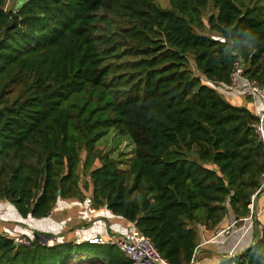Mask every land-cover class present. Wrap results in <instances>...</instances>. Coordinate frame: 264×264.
Masks as SVG:
<instances>
[{
  "label": "trees",
  "instance_id": "16d2710c",
  "mask_svg": "<svg viewBox=\"0 0 264 264\" xmlns=\"http://www.w3.org/2000/svg\"><path fill=\"white\" fill-rule=\"evenodd\" d=\"M169 2L0 0V200L42 218L92 187V205L135 222L168 264H194L202 230L249 216L261 186L259 116L216 87L238 56L264 86V0ZM259 225L218 264H264ZM0 264L133 261L115 244L0 234Z\"/></svg>",
  "mask_w": 264,
  "mask_h": 264
},
{
  "label": "crops",
  "instance_id": "0c3cea01",
  "mask_svg": "<svg viewBox=\"0 0 264 264\" xmlns=\"http://www.w3.org/2000/svg\"><path fill=\"white\" fill-rule=\"evenodd\" d=\"M23 1L9 0V5L18 9ZM218 87L230 102L247 107L256 115H259L260 110L264 108V102L261 98L249 97L245 94L243 90L246 88V81L244 80L241 81L238 91L228 90L225 84H220ZM84 192V199L60 197L49 215L42 218L32 216L25 218L11 202H0V234L15 238L27 234L29 230L31 231L29 235L33 237L34 232H39L55 237V242L74 241L80 243L90 237L110 238L127 231L131 221L113 214L107 207L97 208L93 206L91 201L92 187L87 191L84 190ZM259 200L260 195L257 202ZM257 209L262 210L257 222L245 234L243 231H236L232 235L208 241L214 233L212 234V230L204 228L202 235L206 239L203 240L198 249L197 264H218L221 258L234 256L253 243L259 236L260 222L264 223V198L260 206L257 205ZM30 227L31 229H29Z\"/></svg>",
  "mask_w": 264,
  "mask_h": 264
},
{
  "label": "built area",
  "instance_id": "2783aa9c",
  "mask_svg": "<svg viewBox=\"0 0 264 264\" xmlns=\"http://www.w3.org/2000/svg\"><path fill=\"white\" fill-rule=\"evenodd\" d=\"M245 68L246 62L241 56H238L233 63L230 82L226 84L228 90H240V83L244 80L246 81V88L243 90L245 94L249 97H259L264 102V86L257 81L248 78L245 75ZM258 116L259 122L256 126L257 132L264 140V108L260 110ZM258 191L261 192L260 195L262 192H264V172L262 173L261 186ZM257 192L252 195L250 215L247 217L234 219L228 225L216 228L213 232V236L208 241L217 240L222 236L232 235L236 231H243V234H245L257 222V219L262 211L257 209ZM29 229H31V227ZM30 232L31 231L28 230L27 234L20 237H15V243L17 245L25 246L32 245L35 241V238L32 235H29ZM55 239V237H50L46 245H53L55 243ZM86 241L91 244H115L132 259L133 264H168L166 260L160 255L153 241L140 230L135 222L132 221L130 222L127 231L124 234L113 235L110 238L94 236L88 238ZM198 252L199 250L196 251L192 259L194 264L198 263Z\"/></svg>",
  "mask_w": 264,
  "mask_h": 264
},
{
  "label": "rangeland",
  "instance_id": "374dc122",
  "mask_svg": "<svg viewBox=\"0 0 264 264\" xmlns=\"http://www.w3.org/2000/svg\"><path fill=\"white\" fill-rule=\"evenodd\" d=\"M251 2V0H247V2ZM254 1V0H253ZM156 2H158L159 4H161L162 6H165V7H168L169 5H170V2H169V0H156ZM23 4V3H22ZM122 69H123V65H119L118 67H117V69L114 71V72H117L116 73V75H119V74H121L123 71H122ZM114 75V74H113ZM112 75V76H113ZM114 77V76H113ZM214 84V86L216 87V85H215V83H213ZM217 85H219V84H217ZM126 87H127V85L126 86H122V88L123 89H126ZM217 88V90H218V92L220 93V94H223L222 93V91L219 89V87H216ZM223 97H225V95L223 94L222 95ZM226 98V97H225ZM108 140L107 141H104L103 140V142H102V144L100 145V147H104L105 149H107V150H110L111 148H114V146H115V143H117V140L116 141H114V136H113V133L112 134H110L109 136H108ZM119 148H120V150L121 151H124V152H126V155H125V158H129L132 154L130 153L131 152V147L128 145V143L127 142H123V143H120L119 144ZM104 149V150H105ZM123 149V150H122ZM130 153V154H129ZM127 154H129V155H127ZM86 155V153L85 152H83L82 154H81V157L83 158L84 156ZM81 172V171H80ZM82 178H83V180H82V182H86L87 181V179H89V177H87V176H85V175H83L82 176ZM263 198H264V192H262V194L260 195V200L257 202V205H258V207L260 206V203H261V201L263 200ZM6 202V200H0V202ZM28 230V229H27ZM203 230H205V229H203ZM21 236H23V235H21ZM204 236V235H203ZM20 237V236H19ZM31 245H27L26 247H30ZM202 256V255H201Z\"/></svg>",
  "mask_w": 264,
  "mask_h": 264
},
{
  "label": "water",
  "instance_id": "95a60500",
  "mask_svg": "<svg viewBox=\"0 0 264 264\" xmlns=\"http://www.w3.org/2000/svg\"><path fill=\"white\" fill-rule=\"evenodd\" d=\"M260 191L257 192V197L260 195ZM50 235L49 234H42L39 232H34V238L39 240L40 242L46 244L47 241L50 239ZM259 238V236L257 237V239Z\"/></svg>",
  "mask_w": 264,
  "mask_h": 264
}]
</instances>
